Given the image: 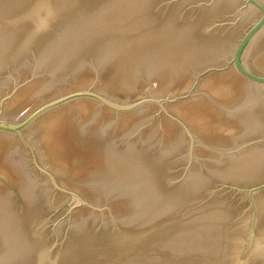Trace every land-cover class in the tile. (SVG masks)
<instances>
[{"label":"water","instance_id":"95a60500","mask_svg":"<svg viewBox=\"0 0 264 264\" xmlns=\"http://www.w3.org/2000/svg\"><path fill=\"white\" fill-rule=\"evenodd\" d=\"M0 264H264V0H0Z\"/></svg>","mask_w":264,"mask_h":264}]
</instances>
